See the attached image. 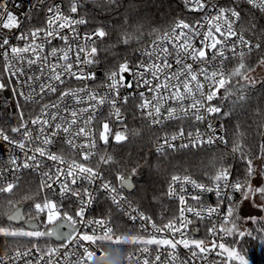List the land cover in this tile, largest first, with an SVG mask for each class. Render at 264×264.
Listing matches in <instances>:
<instances>
[{
    "label": "snow or ice",
    "instance_id": "6c2138e0",
    "mask_svg": "<svg viewBox=\"0 0 264 264\" xmlns=\"http://www.w3.org/2000/svg\"><path fill=\"white\" fill-rule=\"evenodd\" d=\"M8 3L9 0H0V56L3 57L0 93L10 91L11 96L0 98V109L7 115L6 106L11 102L16 123L0 122V146L6 144L13 153L19 150L24 158L21 160L16 155H10L9 166L0 168V177L6 172L15 175L21 169L40 171L41 191L47 189L55 195L53 185L58 184L59 196L74 197L79 207L70 213L48 194L39 201L32 195H24L23 201H32V218L42 217L41 223L45 228L28 231L0 226V235L4 237H28L37 241L25 251L17 249L11 257H0V264H19L20 261L23 264H61L59 248H44L38 242L53 232L58 237L66 235L69 242H74V248L82 250L75 264H177L178 260L179 264H247L238 244L245 237H252L253 230L242 228L238 221L262 225L255 231L264 236V216L251 212L241 215L245 202H249L252 209L264 212V123L257 126L260 135L258 151L247 145L243 133L240 139L233 142L232 158L238 157L243 163L242 173H234L232 164L221 162L212 174H205L206 182H198L190 174H172L166 195L178 201V215L160 226L135 208L131 210L136 215L129 213L131 201L123 192V189H134L133 178L140 174L142 168L151 169L153 165L144 159L142 163L137 161L130 167L128 164L117 167V186L106 178L105 169L120 165V161L107 152L97 151V147L98 140L108 145L110 137L116 144L129 139L121 109L132 98L139 99L134 111L147 120L149 127L179 120L188 121L191 129L193 123L231 116L232 111H223L220 104L212 103L221 89L225 93L223 98L234 96V108L239 106L241 112L246 113L245 106L250 96L240 89L233 91V78H236V84L243 81L242 87L264 83L251 75L256 67H264V56L255 65L246 60L253 52H264V18L258 20L251 10L245 12L241 5L244 3L264 13V0H228V6L211 3V0H183L184 8L189 12L205 13L202 17L204 23L174 19L170 29L155 37L149 48L141 52L147 57V63H133L125 58L107 74L108 82L103 94L87 84L78 89L67 87L66 81L96 79V73L85 72L84 66L99 62L101 50L96 44L98 40L103 41L110 36L106 25L102 23L81 37L77 26L87 25L96 16L73 18L65 14L60 5L49 6L47 0H34L30 7L17 3L9 8ZM83 3L84 0H69V13L78 14ZM96 6L102 12L119 14L123 3L122 0H96ZM40 15L44 16V26L31 27L27 31L22 28V25L30 24L34 16ZM119 23L121 32L115 43L104 49L106 53H111L120 44H129L133 36L139 38L142 34V24L137 25L134 33L127 31L132 24L127 16ZM57 39L63 42V47L53 46L46 52V47ZM81 40L83 43L79 42ZM13 41L24 43L21 46ZM231 59L237 61L236 66L231 71H225V61ZM62 85L65 86L63 89ZM124 88H143L144 91L121 96V89ZM106 104L114 110L109 116H114L124 125L123 131L113 132L107 120L99 127L94 124L99 109ZM26 111H30L27 117ZM256 115L264 116V111ZM207 128L209 133L215 132L212 123H208ZM134 135H139V132H134ZM156 139V152L160 154L155 165L158 170L165 160L169 166L172 165L170 152L199 148L205 144L228 145L224 136H205L198 127L194 132L180 127L176 133L169 136L165 132L163 137ZM177 140L186 142L177 145ZM57 142H62L73 155L65 159L62 149L50 151V147ZM45 160L55 165H66V168L57 166L55 171L51 168L42 171L46 166ZM18 180L19 177H16L11 182L0 183V194L15 195ZM78 181L86 182L88 187H73ZM188 186H191V191ZM100 193L105 194L111 204L128 215L130 220L147 221L153 231L146 237L120 235L109 226L110 220H86L85 212ZM205 193H215L217 202L214 206L204 205ZM236 193L240 194L239 201L234 198ZM7 203L12 209L8 219H22L18 206L21 201L9 198ZM194 220L209 222L205 238L187 235ZM65 223L71 229L67 234L60 231ZM78 224L83 230L76 227ZM48 225L53 228L49 229ZM93 225L97 227H92L89 232L87 229ZM143 231L148 229L144 227ZM192 231H199L198 223ZM227 237L233 238L230 243ZM261 243H264V238ZM125 244L135 246V252H126L123 248ZM150 246H156L153 259L149 258ZM61 247L66 248L67 245ZM180 247L188 251L186 259L180 260ZM72 254L64 252L63 257Z\"/></svg>",
    "mask_w": 264,
    "mask_h": 264
},
{
    "label": "trees",
    "instance_id": "16d2710c",
    "mask_svg": "<svg viewBox=\"0 0 264 264\" xmlns=\"http://www.w3.org/2000/svg\"><path fill=\"white\" fill-rule=\"evenodd\" d=\"M122 3L123 7L120 9L119 14L100 11L96 6V0L84 2L79 11V14L85 18L97 17L95 20L90 19L89 23L85 25L87 30H93V28L103 23L107 26L106 30L110 33L109 37L103 41L98 40L96 44L101 50L99 62L96 65L105 73L116 68L125 58L130 61L136 60L137 51L141 46L147 44L159 32L168 28L174 19L187 16V10L180 0H122ZM241 6L245 12L251 10V13L255 14L258 20L264 18V13H261L258 9H253L244 3ZM125 16L132 21L131 27H128L127 31L134 33L137 25L142 24L144 25L142 34L139 35V38L133 36L129 44H120L111 53H106L104 49L115 43L117 35L120 34L121 24L119 21ZM261 56H264V52H253L250 57H246V60L255 65ZM236 63L235 59L227 61V70L231 71L236 66ZM257 81L264 82V76L257 78ZM243 84V81L240 84H236V78H233V91L240 89L250 96L245 106L246 113H242L239 106L234 108V96L223 98L225 93L224 89H221L220 102L222 110L233 112L228 117L220 116L224 137L228 140V145L202 146L170 152L172 165L169 166L167 160H165L159 170L155 167L160 157V154L154 150L156 138L165 134V132L173 130L175 124L161 128L149 127L147 120L138 111H134L136 99H130L129 103L124 106L126 113L125 123L129 139L122 144H116L113 139H109L108 145L98 141L97 151L101 153L107 152L120 161V165L105 169L106 178L118 186L119 182L115 179L117 167L125 164L130 167L137 161L142 163L144 159H147L153 167L151 169L142 168L140 174L133 178L134 189H123V192L133 204L151 217L154 222L162 224L177 213L176 202L166 195L167 183L172 174H190L200 181H206L205 174H212L215 168L220 166L221 162L232 164L234 173H242L244 170L243 163L239 161L238 157L236 159L232 158L231 148L233 142L240 139V134L243 133V140L246 141L247 145H251L253 150L258 151L260 135L257 126L260 123H264V116L256 115L257 112L264 111V83H257L254 87H242ZM136 131L139 132V135H134ZM221 157H223V160H221ZM92 162H95V158H93ZM40 182V179L35 174L25 173L19 181L18 187L14 189L15 195L9 197L0 194V226L19 228L24 225L23 223L13 224L6 220V215L12 211L7 203L9 198L21 201L19 205L23 206V214L26 219H33L31 215L32 201H23L22 197L24 195H32L36 201L43 199L45 190H40ZM235 200H240L239 193ZM97 201L98 205L95 214L109 216L113 227L117 230V234L135 233V235H138L136 228L128 224L122 213L110 205L104 195L100 194ZM241 215L246 216L244 212H241ZM257 216H264V212L259 210ZM42 219L41 217L34 220ZM238 223L242 228L253 230L252 237H245L238 244V248L247 260V264L264 263V243H261V239L264 236L255 231L262 225L243 221H238ZM35 224L43 228L40 221H36ZM232 239V237H229L228 242L230 243ZM38 242L39 244L54 243L53 240L44 237L40 238ZM33 243H37V241L28 237H4L0 235V254L15 248L32 247ZM133 247L130 244L123 245L126 252ZM233 264H237V262H233Z\"/></svg>",
    "mask_w": 264,
    "mask_h": 264
},
{
    "label": "built area",
    "instance_id": "2783aa9c",
    "mask_svg": "<svg viewBox=\"0 0 264 264\" xmlns=\"http://www.w3.org/2000/svg\"><path fill=\"white\" fill-rule=\"evenodd\" d=\"M90 1H95V0H84V2H90ZM180 1H181L182 5H183V0H180ZM33 2H34V0H9L8 6H9V8H12L14 4L21 3V4H23L26 7H30L31 3H33ZM211 3L228 6V0H211ZM47 4L49 6H52V5H60L61 8H62V10L65 12V14L72 15L73 18H79L80 16H82L79 13L78 14H71V13H69V11H68L69 0H47ZM209 11H211V9H209ZM204 15H205V13H203V12L196 13V12H189L187 10V16L184 17V18H182V19H185L186 21L192 22V23H194L197 20H200L202 23H204V21L202 20V17ZM42 26H44V16L43 15H40L39 17L34 16L32 22L30 24L29 23H26V24L22 25V28L25 31H27L31 27H42ZM170 26L168 28H166L165 30L159 32L147 44L141 46L138 49V51H137L136 60H134L132 62L133 63H136V62L144 61V62L147 63L148 62L147 57L142 56L141 55V52L143 50H145L146 48H149V46L152 44V41H153V39L155 37L162 36L163 35V32L168 31L170 29ZM77 30L80 32L81 37H83V35H84L85 32L92 31V30H87L85 28V25H79V26H77ZM203 30L204 29H201V31H203ZM64 31H65V33H67V30H64ZM79 42L80 43H83L82 40L79 41ZM159 42L162 43L163 41H159ZM13 43H19L22 46L24 42L23 41H13ZM53 46H55L57 48H62L63 47V42L60 41V40H58V39L57 40H53L52 45L46 47V52H49L50 49H51V47H53ZM197 46H198V40H197ZM228 55H230V54H228ZM189 62H191V61H189ZM2 67H3V57L0 56V70H2ZM114 69H112V70H114ZM112 70H110V71H112ZM84 71L85 72H94V73H96V79L95 80H88V81H84V82L76 81L75 79H72V80L66 81V86L67 87H70V88H73V89H78L80 87H83L85 84H87L91 89H95L96 91H99L101 94H103L104 91H105V86H106V84L108 82V80H107V74L110 71H108V72L105 73L96 64L84 66ZM225 71H228L227 70V61H225ZM129 79H131V77H129ZM64 87L65 86H63V85L61 86L62 89ZM205 90L207 91V89H205ZM134 91L138 93L139 91H144V89L143 88H141V89H127V88H124V89H121V96L128 95L130 92H134ZM146 95L151 96V94L150 93H147V92H146ZM10 96H11V92L10 91H5L3 93H0V98H2V97H10ZM220 96H221V90H220V93L218 95V98L215 99L212 103L213 104H220L221 105ZM53 99H54V97H53ZM132 99H136V104L139 103V99L138 98H132ZM10 104H11V102H10ZM10 104L8 106H6V107H8L7 115L5 114V111L3 109H0V122L6 120L7 123H10V124L15 125V123H16V117L13 115L14 109L10 106ZM30 108H31V106H30ZM113 111L114 110L109 105H107V104L104 105V106H102L99 109V112L97 114L96 120H94V124L97 127H99L105 120H107L109 122L110 127L112 128L113 132H115V131H123L124 130V125L121 124L120 122L116 121L114 116H111V117L109 116V114L111 112H113ZM121 111H122V114L126 118V113H125L124 106L121 109ZM29 114H30V111H26V117ZM208 123H212L213 124L214 129H215V132L214 133H209L208 128H207V124ZM170 124H175V127H174L173 130L167 132L169 136L172 135V134H174V133H176L180 127H184L186 131L187 130H192L193 132L195 131V128L198 127L200 129V132L202 134H204L205 136H207L209 134H215V135L224 136V130H223V127H221L222 122H221L220 116H218L216 118L206 119L203 123H199V124L193 123L192 126H191V129H189V122L188 121H183L182 122V121H179V120L169 121L165 125L155 126V127L161 128V127H164L166 125L168 126ZM163 135H161L160 137H163ZM109 139H112V137H110ZM183 142H186V141H182V140L175 141V143L177 145H179L180 143H183ZM219 144H222V143H217V144H213V145H219ZM213 145L205 144L203 146H213ZM156 147H157V140H156V142L154 144V150L155 151H156ZM61 149L63 150V154L65 156V159H68L70 156L73 155V153L71 152V150L68 149L67 147H65L62 144V142L54 143L50 147V151H52V152H57L58 150H61ZM97 149H98V147H97ZM10 155H16L21 160L24 158L23 157V154L19 150H17L15 153H13L11 151L10 147L7 146L6 144H4L3 146H0V168H5V167H8L9 166L8 165V162H9ZM76 158L79 159V157H76ZM44 164L46 166L42 168V171H48L49 168H51L52 171H55V167H57V166H59V167H65L66 168V165H55L54 162L47 161V160L44 161ZM25 173H33L36 176H38V178L40 179V181L42 179V176H41V172L40 171H35V170H32V169H21L15 175H13L11 172H6L3 177H0V183L11 182V181L15 180L16 177H19V180H18V183H19V181L22 179V177H23V175ZM180 175H185V174H180ZM193 178L196 179L195 177H193ZM198 182H206V181H200V180H198ZM97 183H99V182H97ZM81 185H83L84 187H88V185H87L86 182H81V181H78L77 182V185H74L73 187L79 188V187H81ZM188 187H189V191H191V186H188ZM53 188L55 190V195H51L50 191L47 190V189H45V194H48L49 195V198H52V199L57 200L58 204H60L63 207L64 210L69 211L70 213H73L79 207V203H78V201L74 197L61 198L59 196V186H58V184H54L53 185ZM167 188H168V183H167ZM100 194H102V195L105 196V194H103V193H100ZM100 194H98V196ZM237 195H238V193L235 194V197L234 198H236ZM98 196H97V199L92 203V205L85 212V219L87 220V219H100V218H104L106 220H110L109 226H112L113 227L112 221H111V219H110L109 216H103V215L95 214V211L97 210L96 207L98 205V203H97L98 202L97 201L98 200ZM170 199H172V200H174L176 202V204H177V213H176V215H178V207H179L178 201L175 198H170ZM128 200H129V198H128ZM203 200H204V205L205 206H208V205H213L214 206L216 204V202H217V198L215 196V193H205L204 196H203ZM108 202L110 203V205H112L111 202H110V200H108ZM190 203H192V202L190 201ZM112 206L115 208L114 205H112ZM132 208L137 209L138 212L144 213L135 204H133L131 202V208H129L128 211L132 215H136V213L132 212V210H131ZM119 212H121V211H119ZM121 213L126 218L128 224H130L131 226H133V227L136 228V230L138 232V235H144L146 237L149 233H151L153 231L151 229V225L148 224L147 221H141L139 219H137L135 221H132V220L129 219L128 215H125L123 212H121ZM144 214L146 216H148L146 213H144ZM176 215H174V216H176ZM174 216H172L168 220L173 219ZM168 220H166L162 224L166 223ZM197 223L199 224V231L198 232H194V231H192V228H194ZM162 224H157V225L160 226ZM42 226H43V228H45V225L44 224H42ZM206 226H210V224H209V222L207 220H205L203 222H199V221H195L194 220V223H193L192 226H190V229H189L187 235L189 237L205 238L207 236ZM76 227L78 229H80V230H83L82 226L79 225V224ZM92 227H97V226L93 225V226H91L87 230L89 232H91ZM144 227H146L148 229L147 232L143 231V228ZM228 238L229 237L226 238L227 241H228ZM73 243L74 242H69L67 239H65V240H63L61 242H55L54 241V243L45 244V245H43L41 247H44V248H48V247H51V248H59L60 249L61 264H75V260L77 258V255H79V253L82 250L74 248L73 247ZM61 245H67V247L66 248L61 247ZM155 247L156 246H150V252H151V256L149 257L150 259H153L154 256H155V254H156ZM28 248H31V247L15 248L13 250H10V251L1 253L0 254V257H11V256L14 255V253H15V251L17 249H19L21 251H25ZM135 250H136V248L134 246L128 252H135ZM64 252H70V253H73V254L70 255L67 258H64L63 257V253ZM178 252H179V258H180V260L186 259L188 257V255H189L188 251L186 249H183L182 247L179 248ZM165 255H166V253H165ZM210 258H212V257H210ZM162 259H164V256H162ZM19 264H23V261H20ZM177 264H179V260L177 261Z\"/></svg>",
    "mask_w": 264,
    "mask_h": 264
},
{
    "label": "water",
    "instance_id": "95a60500",
    "mask_svg": "<svg viewBox=\"0 0 264 264\" xmlns=\"http://www.w3.org/2000/svg\"><path fill=\"white\" fill-rule=\"evenodd\" d=\"M126 190H128V189H126ZM18 206L20 207V210H21V213H22V215H23V218H22V219H16V220H10V219H8V215L12 212V211H11L10 213H8V214L6 215V220H7V221H9V222H11V223H13V224H20V223H23L26 227L31 228V229L39 228L40 230H44V228H42L41 226L36 225L35 222H33V221H28V220L26 219L25 215L23 214V206H22V205H18ZM47 227H48L49 229L53 228L52 225H48ZM60 231L63 232V233H65V234H67L68 232L71 231V229L67 226V223H65L64 227H62V228L60 229ZM44 238L51 239V240H53V241H55V242H61V241H63V240L66 239V235H65V237H58V236L55 234V232H53L52 235L47 236V237H44Z\"/></svg>",
    "mask_w": 264,
    "mask_h": 264
},
{
    "label": "rangeland",
    "instance_id": "374dc122",
    "mask_svg": "<svg viewBox=\"0 0 264 264\" xmlns=\"http://www.w3.org/2000/svg\"><path fill=\"white\" fill-rule=\"evenodd\" d=\"M251 75L256 80H257V78H260V76H264V67H260V66L256 67V70L253 73H251ZM258 211H259L258 209H252L251 205L249 204V202H245L244 205L242 206V212H244L245 215H248L250 212L252 214H254V215H257ZM28 221H33V222H36V221L39 222L40 221V224H43V223H41V220H36L35 221L34 219H31V220H28ZM19 228H23L24 230H28V231L34 230V229L26 227L25 225H23V226H21ZM120 235H135V233L134 234L133 233L120 234ZM40 245L43 246L45 244L43 243V244H40ZM262 264H264V263H262Z\"/></svg>",
    "mask_w": 264,
    "mask_h": 264
}]
</instances>
